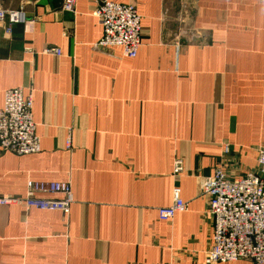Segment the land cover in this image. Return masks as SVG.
<instances>
[{
    "label": "crops",
    "instance_id": "0c3cea01",
    "mask_svg": "<svg viewBox=\"0 0 264 264\" xmlns=\"http://www.w3.org/2000/svg\"><path fill=\"white\" fill-rule=\"evenodd\" d=\"M63 1L0 0L28 18L11 36L0 23V110L7 90L32 94L42 147L0 153V195L33 181L69 184L75 200L69 218L0 207V264H206L202 181L220 165L255 172L264 149V0H108L142 18L135 59L94 51L99 0L75 13ZM51 47L62 57L41 55ZM175 187L188 209L162 222Z\"/></svg>",
    "mask_w": 264,
    "mask_h": 264
},
{
    "label": "built area",
    "instance_id": "2783aa9c",
    "mask_svg": "<svg viewBox=\"0 0 264 264\" xmlns=\"http://www.w3.org/2000/svg\"><path fill=\"white\" fill-rule=\"evenodd\" d=\"M62 10L75 13L76 0H64ZM94 16L103 30L101 40L93 46L94 51L107 54L121 50L122 57L135 59L142 47L141 21L136 6L122 5L108 0H99ZM0 23L5 33L11 36L13 28L28 23L22 10L5 9L0 2ZM32 50L26 49V52ZM41 55L62 57L59 48H46ZM33 117L32 94L25 95L23 89L7 90L4 105L0 110V153L9 152L17 156L41 153V138L37 135ZM66 148H71L68 140ZM230 154L229 146L223 151ZM257 170L239 179H231L222 165L214 175L202 181L201 195L208 199V214L213 225L212 245L205 256L206 264L250 262L264 264V149L258 152ZM182 160L174 163L173 175L183 174ZM49 195V198L38 197ZM56 196H59L57 198ZM72 187L61 183H27L23 198L0 195V207H24L42 212H60L69 218L74 204ZM188 204L183 200L181 190H173V203L158 210L160 221L171 223L178 213L186 212Z\"/></svg>",
    "mask_w": 264,
    "mask_h": 264
},
{
    "label": "rangeland",
    "instance_id": "374dc122",
    "mask_svg": "<svg viewBox=\"0 0 264 264\" xmlns=\"http://www.w3.org/2000/svg\"><path fill=\"white\" fill-rule=\"evenodd\" d=\"M241 263H247V262H243V261H242ZM248 264H251V263H250V262H248Z\"/></svg>",
    "mask_w": 264,
    "mask_h": 264
}]
</instances>
